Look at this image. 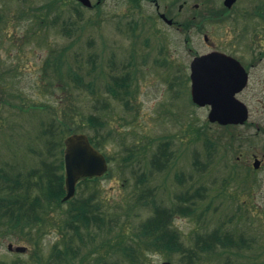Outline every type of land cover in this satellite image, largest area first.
Returning <instances> with one entry per match:
<instances>
[{
    "label": "rangeland",
    "instance_id": "rangeland-1",
    "mask_svg": "<svg viewBox=\"0 0 264 264\" xmlns=\"http://www.w3.org/2000/svg\"><path fill=\"white\" fill-rule=\"evenodd\" d=\"M139 1L135 7L129 0H100L87 8L75 0H0V166L13 176L22 173V179L42 167V158L58 162L63 132L75 125L101 141L100 150L109 157V175L78 185L75 194L94 195L102 232L91 222L88 229L81 227L79 239L64 224L61 212L67 205L48 215L54 224L46 223L40 234L36 228H7L3 219L0 264L55 263L54 244L69 237L81 246L75 264L81 259L82 264H131L117 241L136 238L138 224L153 214L151 205L137 198L152 193L161 205L176 202L193 210L173 220L184 252L143 250L139 264H264V76L253 74L241 93L249 117L237 127L242 133L234 140L237 148L226 152L222 126L206 120L208 109L189 103L176 79L185 54L173 27L158 18L151 0ZM170 1L159 0L160 10ZM45 14L55 18L48 26L38 22ZM68 69L80 80L65 75ZM115 79L125 83L127 94L121 95L128 103L108 89L121 91ZM89 115L103 123L90 125ZM49 125L54 127L44 136L54 148L46 156L47 142L38 135ZM209 140L218 141L212 149ZM162 143L168 160L152 163ZM252 154L262 162L257 169ZM214 229L229 231L235 240L244 236L248 246L210 252L199 237ZM9 243L26 249L9 250Z\"/></svg>",
    "mask_w": 264,
    "mask_h": 264
},
{
    "label": "trees",
    "instance_id": "trees-1",
    "mask_svg": "<svg viewBox=\"0 0 264 264\" xmlns=\"http://www.w3.org/2000/svg\"><path fill=\"white\" fill-rule=\"evenodd\" d=\"M129 1L130 4L135 7L140 4L139 0ZM72 7L74 10L78 11L76 7ZM94 7H97V5H94ZM54 19L50 21L49 15L45 14L38 17V22L40 25L48 26L49 23L54 22ZM49 61L50 58L46 64H48ZM65 75H67L73 81L80 80L79 74L74 71H70L69 69ZM125 78H127V76H124L122 80H125ZM114 82L116 86H120L122 84L120 86L122 88H120L121 91H118L109 85L108 89L110 90L111 94L114 97L121 99V101L128 103L126 96L124 97L121 95L127 94L126 88L123 86L125 83L122 81L120 82L118 79H115ZM87 120L92 126L102 122V120H100L95 115H89ZM53 127L54 125H49L48 128L41 129V134L38 135L39 139H44L48 144H46L48 147L46 156L51 155V151L54 148V142L50 139L49 142L51 145H49L48 136L44 135L47 134V131ZM237 127L238 125L222 126L225 132L220 135L222 136L221 138H226L223 143V148H225L226 152H230V150H235L237 148L234 146V140L242 136L241 131H237ZM78 131H82L80 126H67L63 132V135L65 136L72 132ZM89 137L91 142L96 147L99 148L101 146V141L94 139L93 136L89 135ZM217 142L218 141L209 140V147L212 149L217 144ZM162 144L164 147L161 146L157 152L153 153L151 160L152 163H160L159 159L162 157L165 158V161L168 160V155L170 153L169 151H166L167 145H164V143ZM61 149L62 138L60 140L59 150L61 151ZM106 157L109 161V157ZM40 161L42 167L38 169H31L27 172L26 176H23L22 179V173L20 174L17 172L13 176L10 175L4 167L0 166V224L5 222L7 228L17 229L19 231H23L25 228H36L37 232L40 234L46 223L54 224L48 220V215L56 208L67 205L66 209L61 212L62 214L65 213L66 215L64 224L66 227L71 228L74 235H76L79 239H82L81 227L88 229L91 222H97L95 225L100 231V226L104 225V219L99 213V207L98 210H94V207H92L94 195H88L81 198L74 196L68 201L62 202L60 200L64 194L62 158L59 157L58 162L57 160L56 162H52L50 159L45 158H42ZM161 163L164 164L162 161ZM36 175L37 178L34 179L33 177ZM107 175H109V173H107ZM9 179L11 181L14 180V184H10ZM97 180H99V178L84 179L81 180L78 185L88 184ZM152 194H150L149 198L145 200H140V196L137 198V202H142L144 203L143 205H151L153 214L138 224V229L135 232L136 238L132 239L130 243H122L120 240L117 241V248L119 249L117 250L124 257L129 259L131 264H139L137 258L143 250H155L164 252L166 254L182 253L185 250V247L180 240V233L173 226V220L176 214H190L193 208L189 205H183L176 202H173V205L170 206L161 205L155 201L154 195ZM192 204H196L195 200H192ZM95 206L98 205L96 204ZM88 234L90 235V232ZM66 235L67 233L64 234V236ZM199 238L201 239L204 248L208 249L210 252L215 251V249L219 246H248V244L245 243L244 236H239V238L235 240L229 231H221L220 229H214L207 233L203 238ZM72 239L73 237L67 238V242L64 241L61 246L58 243L54 244L51 258L55 260V263L52 264H75V259L80 254L81 246L80 244L73 245L71 243ZM100 259L101 257H98V260ZM189 259L190 257H188V260ZM78 264H82V259ZM226 264L231 263L227 262Z\"/></svg>",
    "mask_w": 264,
    "mask_h": 264
},
{
    "label": "flooded vegetation",
    "instance_id": "flooded-vegetation-1",
    "mask_svg": "<svg viewBox=\"0 0 264 264\" xmlns=\"http://www.w3.org/2000/svg\"><path fill=\"white\" fill-rule=\"evenodd\" d=\"M151 1L158 18L173 27L185 54L176 79L188 92L189 103L208 112L211 108L192 100L193 88L235 89L234 97L244 102L241 93L251 76H264V0H172L162 10L159 0Z\"/></svg>",
    "mask_w": 264,
    "mask_h": 264
},
{
    "label": "water",
    "instance_id": "water-1",
    "mask_svg": "<svg viewBox=\"0 0 264 264\" xmlns=\"http://www.w3.org/2000/svg\"><path fill=\"white\" fill-rule=\"evenodd\" d=\"M84 6L90 7V0H78ZM214 76H217L213 73ZM194 73L192 74V77ZM245 83H242L241 88ZM235 89H207L191 91L192 100L199 105L211 104L208 118L211 122L221 125L241 124L248 117V110L245 104L234 97ZM63 188L65 194L62 201L72 198L75 194L76 184L81 179L101 177L107 171L105 156L96 149L89 141L88 136L82 132L71 133L63 140ZM259 160L253 161V166L257 167ZM12 249V245L8 244ZM16 251H24V246H16ZM161 264H172L170 261H163Z\"/></svg>",
    "mask_w": 264,
    "mask_h": 264
}]
</instances>
